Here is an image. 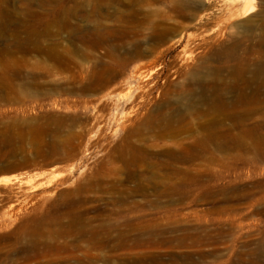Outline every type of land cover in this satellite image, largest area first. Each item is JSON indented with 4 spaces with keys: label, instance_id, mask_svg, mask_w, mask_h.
<instances>
[{
    "label": "rangeland",
    "instance_id": "obj_1",
    "mask_svg": "<svg viewBox=\"0 0 264 264\" xmlns=\"http://www.w3.org/2000/svg\"><path fill=\"white\" fill-rule=\"evenodd\" d=\"M89 1L85 5L84 0H0V29H7L5 37L0 36V48L8 47L11 51L0 54V69L5 63H11L17 72L15 77L5 76L0 87V178H11L10 183L0 182V264H77L80 258L84 264H125V258L135 252L54 247L72 240L60 235L58 231L65 226L57 223L56 218L79 197L93 200L81 205L79 210L96 218L94 224H124L141 219L161 227H198L214 234L206 246L171 252L213 253L206 259V264H264V162L256 169L239 165L231 172L212 164L221 179L217 185L211 184L210 189L214 194L221 189L225 192L209 199L210 202L199 195L202 188H193L191 195L182 198L179 207L170 203V200L179 203L178 194L160 195L149 189L147 197L136 192L129 195L130 200L145 204L155 199L157 203L151 207H136L135 213L125 207L116 214L105 201L119 194L97 190L99 165L108 158L111 160L109 156L117 141L116 125L111 119L98 122L102 112L100 94L85 88L86 84L96 80L95 66L100 64L98 59L105 48H92L86 43L88 37L85 34L92 30L88 28L95 27L98 22L102 29H137L136 39L151 46L150 32L154 28L144 20L146 11H154L150 17L153 21L161 19L157 14L168 15L166 29H174L176 23L185 25L179 29L194 32L195 29H227L232 23H241L243 19L231 18L240 3L206 25L195 28L187 26L166 3L153 2L150 7H144V12L128 16L132 7L123 5V0ZM217 1L222 6L226 2ZM229 18L232 21L229 22ZM254 23L257 24L255 29H261L264 21L254 20ZM175 36L171 34L170 40L159 48L172 45ZM225 38L221 42H225ZM244 43L253 46L255 41ZM184 44L175 45L174 50L158 63H169L173 55L182 53ZM126 50L124 47L119 51L125 53ZM261 50L262 55L255 54L250 58L261 56L260 61L264 62V46ZM86 53L90 58H85ZM193 66L201 74L208 72V68L199 66L198 61L188 62L184 72ZM134 83L131 81L130 84ZM127 85L103 99L109 103H123L124 100L117 99L126 92ZM114 111L115 108L109 112ZM256 116L264 121V103L259 106ZM232 153L219 154L231 156ZM27 176L34 178V186L31 182L30 187L26 185ZM120 177L122 179L124 175ZM202 178L210 182L209 177ZM259 181L261 185L255 187L253 183ZM132 185L126 182L125 187ZM84 187L93 192H80ZM231 189H250L248 192L256 193V196L231 200ZM256 197L262 198L257 201ZM213 199L222 206L232 205L234 210L221 218L205 214ZM63 220L67 221V218ZM167 234L178 235L180 232L170 230Z\"/></svg>",
    "mask_w": 264,
    "mask_h": 264
},
{
    "label": "bare ground",
    "instance_id": "obj_2",
    "mask_svg": "<svg viewBox=\"0 0 264 264\" xmlns=\"http://www.w3.org/2000/svg\"><path fill=\"white\" fill-rule=\"evenodd\" d=\"M89 2L84 0L85 5ZM153 2L166 3L170 10L186 21L187 26L195 28L206 25L209 20L240 3L231 18L243 21L232 23L227 29H195L191 32L190 29H179L185 25L176 23L174 29H166L165 21L170 19L168 15L157 14L161 19L153 21L150 17L154 11H146L144 20L154 28L150 32L151 46L136 39L137 29H102L99 22L88 28L92 30L85 34L88 37L86 43L92 48H105L103 56L98 59L100 64L95 66L97 78L85 88L100 94L99 108L102 112L98 122L113 120L117 135L109 156L111 160L108 158L99 165L97 190L119 194L105 201L116 214L125 207L135 213L136 207H151L157 203L155 199L145 204L130 200V194L139 192L146 195L149 189L160 195L178 194L179 203L173 200L170 203L179 207L183 203L182 198L191 195L193 188H202L199 195L210 202L209 199L225 192L221 189L214 194L210 189L211 184L217 185L221 179L212 164L231 172L239 165L256 169L264 162V121L256 116L259 106L264 103V62L260 61L261 56L250 58L251 55H262L264 24L261 29H255L257 24L254 20L264 21V0H226L224 6L217 0H123V5L132 7L128 16H133L144 12V7H150ZM6 32L7 29H0V36L4 38ZM171 34L176 35L172 45L159 48L170 40ZM224 38L227 40L221 42ZM248 41H255V44L244 43ZM182 42H185L182 53L173 55L169 63H158ZM124 47L127 50L121 53L119 50ZM8 51L11 52L8 47L0 48V54ZM85 55V58H90L88 53ZM196 61L199 66L207 67L208 72L201 74L194 66L184 72L188 62L193 64ZM15 71L14 65L5 63V67L0 69V87L5 76L17 75ZM131 81L135 83L130 84ZM124 85H127L126 92L117 99L124 100L123 103H109L103 99L123 90ZM114 108L116 111L109 112ZM223 152L233 153L231 156L219 154ZM121 175L124 178L121 179ZM202 176L209 177L210 182ZM30 177H26V185L31 182L34 186V178ZM19 180H23L22 176ZM0 182L10 183L11 178L3 176ZM126 182L133 185L125 187ZM253 185L258 187L261 182ZM84 190L93 192L88 187L80 192ZM249 190L231 189V200L256 196ZM261 198L256 197V200ZM91 201L87 197H79L58 214L56 222L65 226L58 232L72 240L55 244V248H111L135 252L125 258V264H206V259L213 254L198 253L197 250L171 252L206 246L213 239V232L177 225L164 228L141 219L124 224H94L96 218L79 210L81 205ZM212 203L205 214L221 218L234 210L232 205L222 206L214 199ZM65 218L67 221L63 220ZM170 230L180 234L168 235ZM84 262L80 258L77 264Z\"/></svg>",
    "mask_w": 264,
    "mask_h": 264
}]
</instances>
